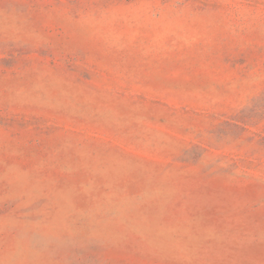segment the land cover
<instances>
[{
  "label": "rangeland",
  "instance_id": "rangeland-1",
  "mask_svg": "<svg viewBox=\"0 0 264 264\" xmlns=\"http://www.w3.org/2000/svg\"><path fill=\"white\" fill-rule=\"evenodd\" d=\"M0 264H264V0H0Z\"/></svg>",
  "mask_w": 264,
  "mask_h": 264
}]
</instances>
